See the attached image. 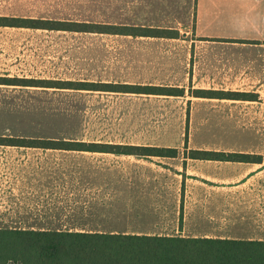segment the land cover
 Wrapping results in <instances>:
<instances>
[{
  "label": "crops",
  "instance_id": "1",
  "mask_svg": "<svg viewBox=\"0 0 264 264\" xmlns=\"http://www.w3.org/2000/svg\"><path fill=\"white\" fill-rule=\"evenodd\" d=\"M151 2L154 1L134 0L132 10L139 14L150 8L147 12L152 13L154 4ZM155 3L156 12L159 10L162 13L161 18L147 14L137 22H86L177 29L180 37L0 25V77L185 88L183 85L164 86L135 78L118 80L111 73L114 67L131 68L133 62L144 67V61L139 60L141 55H173L182 46L187 57L185 80L188 85L192 83L194 94H189L186 88L184 95H168L6 84H0V91L6 88L74 91L89 94V101L98 94H113L122 98L130 95L185 97L187 102L193 103L184 120L186 131L183 134L189 143L190 140L194 142V123L207 122L208 108L215 111L220 129H237L242 125L253 127L258 140L255 146L244 148L191 143L190 150L243 153L254 158L243 161L185 158L189 159L186 166L180 164L175 167L178 170L176 175L181 179L178 196L173 201L162 198L157 191L145 190L157 186L167 188L168 185L162 181L124 179L123 186L143 190H138L132 197L129 191L123 192L121 199L116 200L121 208L117 211L113 193L98 191V187L112 186L109 181L98 184L97 169L102 162L99 159L113 160L116 156L131 164L133 158L138 164L146 162L153 170L162 159L176 157L0 145V220L39 221L38 224L27 222L0 228L264 240V146H260L264 145V131L253 126L264 121V0H177L173 8L175 15L167 18L169 21L164 17L165 11L171 10V4L166 0H156ZM0 16L78 21L18 14ZM45 54L65 64L63 71L45 73ZM29 57H34L32 64L16 63L30 60ZM35 57L37 60H34ZM83 61H89V73L81 69ZM100 61L109 73L98 74ZM197 90L254 96L245 99L227 95L201 97L195 94ZM155 100L160 102L163 99ZM0 135L5 136V133ZM44 138L86 142L58 134ZM158 139L135 136L117 141L106 139L102 143L181 147V144L162 143ZM90 142L101 143L95 139ZM37 149L64 153L54 155L42 152L39 155L35 153ZM66 152L73 154L66 155ZM69 168L75 173L74 179L56 177ZM47 173L53 178L46 179ZM169 212H173V218H170ZM115 218H121V222L115 224ZM129 219L144 226L134 229L131 224L123 225V221ZM172 224H175V231H167Z\"/></svg>",
  "mask_w": 264,
  "mask_h": 264
},
{
  "label": "rangeland",
  "instance_id": "2",
  "mask_svg": "<svg viewBox=\"0 0 264 264\" xmlns=\"http://www.w3.org/2000/svg\"><path fill=\"white\" fill-rule=\"evenodd\" d=\"M153 1V3L151 2L154 4L152 13L147 12V10H151L149 8L145 10L146 12L143 11L137 14L136 11L132 10L134 0H0V14L44 16L78 21L137 22L147 14L154 15L156 18L162 17V13L159 10L156 12V0ZM166 1L171 4V10L165 11L164 17L166 18L165 20L169 21L167 18L175 15L173 8H175L174 5H176L177 0ZM148 6L152 7L153 5ZM142 21L144 22V20ZM174 24L175 22L173 21L172 25ZM48 56V54H45V73L50 70L63 71L62 66L65 64L58 59H54V56ZM33 58L29 57L30 60H21L16 63L22 62L26 66L28 63H33ZM34 60H37L36 57ZM139 60L144 61V67H140L137 62H133L131 68L114 67L113 71H111L114 79L135 78L142 81H154L164 86L183 85L186 86L185 88L188 89L189 94H194L191 89L192 83L188 85L185 80L187 57L184 47L180 46V50L173 55L147 54L141 55ZM19 67L24 68L20 65ZM81 69H83V72L89 73V61L81 62ZM97 71L99 75L105 71L107 72L102 61L99 62ZM107 73H109V70ZM6 89L5 91H0V134L5 133V137L45 139L44 137L48 135L58 134L81 139L88 143L92 139L100 140L102 143L106 139L117 141L135 136H149L159 138V142L162 143L181 144L178 157L162 159L158 163L157 168L153 170L148 168L149 166L146 162L138 164L133 158H131V164H127V160H122V158H117L116 156H113V160L112 158L99 159L102 162L99 163L97 169L98 184H105L107 183L106 181H109L112 186L107 188L98 187V191L113 193L115 210L117 211L121 208L116 203V200L121 199L123 192L129 191L132 197L138 190H143L123 186L125 183L124 179L127 178L162 181L168 185L167 188L157 186L154 189L145 190H154L160 193L162 198H167L170 201L175 200L178 196V187H180L181 179L176 175L178 170L175 167L180 164L186 166L187 162H189V159L186 160L185 158L188 156L191 143L197 146L224 145L232 148H244L255 146L258 142L255 128L253 127H244L242 125L237 127V129L229 127L226 131L220 129L215 111L206 107L205 110L207 109L206 112L209 115L207 122L204 124L195 122L194 142L190 140L189 143L188 140V143H185L186 135L185 133L183 134L186 131V122L184 124L185 115L189 109L191 111L193 106V103L187 102L185 97L159 98L130 95L122 98L113 94H107L108 96L106 94H98L99 96L89 101V94L82 92L46 91L40 88ZM155 99L163 100L157 102ZM253 126L264 131V121ZM260 146L264 145L260 144ZM42 152L54 155L64 153L57 150H35V153L39 155ZM72 154L66 152V155ZM83 155L90 154L83 153ZM82 173L84 176V170ZM74 174L73 169L69 168L63 173L59 172L56 177L70 180L75 178ZM45 178L53 177L47 173ZM169 215L170 218H173V212H169ZM170 221L173 223V219H170ZM27 222L38 224L39 221L0 220V226H20ZM113 222L115 224L120 223L121 218H115ZM125 224L133 225L131 228L134 229L144 226L143 223L131 221L130 219L124 220L123 225ZM174 226L175 224H172V227L169 225L166 230L175 231Z\"/></svg>",
  "mask_w": 264,
  "mask_h": 264
},
{
  "label": "trees",
  "instance_id": "3",
  "mask_svg": "<svg viewBox=\"0 0 264 264\" xmlns=\"http://www.w3.org/2000/svg\"><path fill=\"white\" fill-rule=\"evenodd\" d=\"M0 25H22L35 28L87 32L131 33L157 37L181 36L180 31L177 29L119 26L86 21L46 20L39 18L0 16ZM0 84L168 95L185 94V89L179 87L10 77H0ZM195 94L201 97L227 95L238 99L254 96L247 93H225L214 90H197ZM186 142L188 143V138H186ZM0 145L101 151L133 154L142 157H177L179 155V149L174 147L26 139L1 135ZM187 157L233 161L254 158L243 153L199 149H191ZM0 264H264V240L0 228Z\"/></svg>",
  "mask_w": 264,
  "mask_h": 264
}]
</instances>
